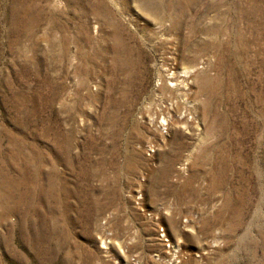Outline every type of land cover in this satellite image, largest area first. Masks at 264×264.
<instances>
[{
	"label": "rangeland",
	"instance_id": "rangeland-1",
	"mask_svg": "<svg viewBox=\"0 0 264 264\" xmlns=\"http://www.w3.org/2000/svg\"><path fill=\"white\" fill-rule=\"evenodd\" d=\"M167 68L196 71L190 132L148 108ZM178 242L264 264V0H0V264H183Z\"/></svg>",
	"mask_w": 264,
	"mask_h": 264
},
{
	"label": "bare ground",
	"instance_id": "bare-ground-1",
	"mask_svg": "<svg viewBox=\"0 0 264 264\" xmlns=\"http://www.w3.org/2000/svg\"><path fill=\"white\" fill-rule=\"evenodd\" d=\"M173 43L174 41L170 42L169 44L171 45ZM164 72H166V74L160 76L158 87L162 86V89L168 87L170 92L168 95H156V97L151 98L152 101L149 102L148 108L152 109L154 106L159 108V113H161V121L165 126H169L171 129L175 128L190 132L195 128L194 121L197 119L196 117L199 115H204V112H200V97H186L187 93L185 95V92L191 89L189 87L190 84H194L195 78L193 77H195L196 71L188 70L180 73L176 72L175 68H167L164 70ZM168 102L171 103L167 104ZM205 108H203V111ZM146 112L151 123H153L154 120H152L150 117V111L148 110ZM189 222L190 224L188 223L185 225V228L193 229V224H191L193 222ZM102 234L105 241L102 243L101 252L103 258L108 260L113 257V254L110 251L113 248V238H109L112 234L107 233V229H103ZM172 251L174 256V260H172L173 263H176V260H181L180 263L183 264H193L196 262V258L193 257V253L186 250L182 245V242H178V244L174 245L171 252ZM147 257L149 262L154 260V257H151L150 255ZM196 257L200 258L202 255L197 256L196 254Z\"/></svg>",
	"mask_w": 264,
	"mask_h": 264
}]
</instances>
